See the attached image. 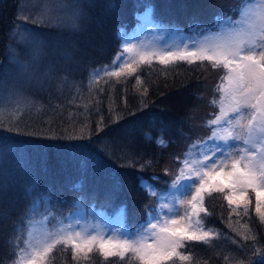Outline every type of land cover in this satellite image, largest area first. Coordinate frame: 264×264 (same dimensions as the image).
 Listing matches in <instances>:
<instances>
[{
  "label": "trees",
  "instance_id": "16d2710c",
  "mask_svg": "<svg viewBox=\"0 0 264 264\" xmlns=\"http://www.w3.org/2000/svg\"><path fill=\"white\" fill-rule=\"evenodd\" d=\"M110 2L82 0L90 19L80 32L33 24L45 41L39 72L43 73L49 64H65V50L72 54L68 63L73 71L71 75L60 72L67 80L46 84L45 90L34 84L28 86L24 95L30 103H20L15 115L0 114V260L7 264H12L16 257L11 255L6 241L22 214L32 208L35 197L49 194L51 200L45 203L41 199L35 210L29 211L19 225L23 230L32 217L44 212L64 216L81 205L108 215L123 209L127 225L134 229L146 223L148 213L159 200L158 193L151 196L141 187V179L158 190L169 187L179 174L189 144L211 134L205 122L218 113L219 105L213 106L209 100L218 98L213 89L223 70L210 69L205 73L198 67L182 64L165 78L160 74L164 66L154 62V69L145 66L141 72V79L153 82L151 86L138 85L134 76L121 78L118 84L115 78L107 77L90 83L91 74L96 67L111 64L124 43L120 28H133L146 4L153 5L156 22L175 25L189 33L193 20L211 27L218 13H224L225 8L227 14L236 11L242 0H114V9L108 7ZM17 10L18 0H0V68L9 57L4 37L15 24ZM234 15L237 17L239 12ZM143 87H148L144 104L140 95ZM100 88L104 90L101 92ZM100 117L104 118L105 127L97 133ZM10 120L37 129L52 126L69 133L75 130L76 134L82 128L88 139L49 140L21 135L16 130L8 131ZM161 137L168 142L166 146L157 143ZM146 160L154 163L141 169ZM33 181L36 188L29 196L26 189ZM77 184L79 188L74 187ZM222 197L220 193L205 197V207L212 213L205 220L206 230L212 228L220 235L210 244L193 242L192 264H233L231 257L239 253L227 237L242 239L233 229L243 231L240 226L246 222L252 228L254 220L256 233H264V225H260L254 212L251 219L238 218ZM76 202H81L79 207ZM49 259L52 264H105L99 253L90 254V260L74 261L70 248L62 251L61 246ZM249 259L254 264H264L257 258ZM109 260L119 264L118 257Z\"/></svg>",
  "mask_w": 264,
  "mask_h": 264
},
{
  "label": "snow or ice",
  "instance_id": "6c2138e0",
  "mask_svg": "<svg viewBox=\"0 0 264 264\" xmlns=\"http://www.w3.org/2000/svg\"><path fill=\"white\" fill-rule=\"evenodd\" d=\"M45 3L47 7L39 15L31 14L30 9L21 6L18 19L73 32L83 31L90 19L82 0H45ZM108 7L116 8L114 0ZM144 8L143 14H138L142 22L138 27L150 26L154 33L166 34L172 42L163 45L142 43L138 46L127 42V34L121 27L119 35L125 37L122 49L110 65H101L93 70L90 83L107 77L115 78L118 84L121 78L127 80L134 76L138 85L151 86L153 82L141 79V72L145 66L154 69V62L164 66L160 74L165 78L175 73L182 64L198 67L205 73L210 69L217 72L223 70L213 89L219 98L214 96L209 100L211 105H219L218 113H213L212 118L205 122L211 135L191 146L199 151L195 152L196 158H192L190 149L181 161L180 175L171 184L173 193L167 202L149 212L146 223L134 232L123 229V209L111 221L95 216L83 219L73 209L67 216L61 214L56 217L60 225L56 231H43L37 235L29 230L28 238L23 239V228L19 225L23 224L24 217L35 210L41 199L45 203L51 200L49 194L35 197L32 208L22 214L6 241L11 255L16 257L12 264H52L49 257L57 246H61L62 251L70 248L72 259L77 262L81 258L90 260V254L99 253L105 264H112L109 260L111 257H118L119 264H192L193 242L210 244L214 237L220 235L212 228L206 230L205 225L206 218L212 215L205 207V197L212 198L213 193L223 194V200L227 201L228 208L236 217L251 219V212H254L260 225H264V0L245 2L239 11V19L227 13H218L215 16V31L193 20L189 25L190 35H185L175 25L157 23L153 18L152 4H146ZM9 35L13 39L19 36L29 49L26 59H21L11 44L7 49L10 62L15 65L7 91L16 102L30 103L24 95L28 86L34 84L40 90H45L46 84L67 80V76L59 75L60 72L72 74L68 63L72 61V54L66 50L62 53L65 64H49L43 73L39 72L45 55V41L39 33L30 29L18 32L14 25ZM103 90L99 89L101 92ZM140 95L144 104L148 87H143ZM103 121L104 118L100 117L95 129L97 133L105 127ZM8 123V131L16 130L21 135L49 140L88 139L83 135L82 128L76 134L75 130L69 133L67 129L52 126L40 129L27 123L21 126V122L16 120ZM157 143L166 146L168 142L161 137ZM176 159L180 160V157ZM153 163V160H146L141 164V169ZM185 169L189 175L184 174ZM74 187L79 188L80 185ZM141 187L151 196L158 195L153 186L143 179ZM35 188L36 182L33 181L26 189L29 196ZM76 203L79 207L81 202ZM181 210L183 214H180ZM229 227L232 225L229 224ZM240 227L243 231L238 228L233 231L242 239L227 237L236 245L239 253L231 257L233 264H254L249 256L264 261V233H256L254 220L252 228L248 227L247 222ZM0 264H7V261L0 260Z\"/></svg>",
  "mask_w": 264,
  "mask_h": 264
},
{
  "label": "rangeland",
  "instance_id": "374dc122",
  "mask_svg": "<svg viewBox=\"0 0 264 264\" xmlns=\"http://www.w3.org/2000/svg\"><path fill=\"white\" fill-rule=\"evenodd\" d=\"M250 2H255V0H252V1L250 0ZM21 6H24L25 8L30 9L31 14L39 15L40 12L45 7H47L45 0H18L17 18H16L15 24H14L17 26L18 32L24 31L26 29H30L33 32L39 33L41 38L44 40V37L42 36L41 31L37 27H35L33 24L25 23L24 21L18 19V16L20 14L19 10H20ZM236 19H239V17ZM141 23L142 22L139 21L138 25H140ZM157 23H159V22L157 21ZM14 25H12L9 28L8 34L5 35V37H4V42H6V44H7L6 52H7L9 45L11 44V46L16 49L18 56L21 59H22V57H24L23 59H26L28 54H29V49L26 47V45L20 39L19 36H17L15 39H13L9 35V33L13 30ZM138 25H136L133 29H131L128 33H126L127 34V36H126L127 42L138 45V46L141 45L142 43H143V45H150V44H154V43H159V44L163 45L164 43H171L172 42L166 34L161 35L159 32L154 33L150 26H146L144 28H139ZM21 26H23V27H21ZM189 34L190 33L185 34V35H189ZM124 42H125V37H124ZM5 70H7V72ZM13 72H15V65H13L10 62V58L8 57L7 62L5 64H3L0 68V103H1L0 114L3 113V114L15 115V111L17 110V108L19 107V104H20V103L16 102L15 99L12 98L10 96L9 92L7 91V88L10 86L8 84V81L10 80V74ZM24 93H25V90H24ZM218 98H219V95H218ZM209 135H211V134H209ZM207 137H205V138L200 137V138L196 139L194 142H192L191 144H189V146L186 148L187 151H186L185 155H187L191 149L192 158H196L195 152H198L199 149L198 148L192 149L191 146L194 144H198L202 140L207 139ZM184 174L189 175L190 173L188 172L187 169H185ZM178 175H180V171H179ZM147 183L153 186V184L151 182L147 181ZM153 188L159 194L158 195L159 200L156 203L154 210H153V211H155L156 209L159 208V205L161 203L167 202V198L173 193L174 190L171 188V184L169 185V187H167L165 189H161V190H158L154 186H153ZM160 197H164L165 199L161 200ZM75 211L80 213V215L83 219H88L90 217L95 216V217L101 218V219L103 217H106V218H108V220L111 221L112 218L115 217V215H108L106 212L98 210L95 207H85L83 205H81L79 207V209H76ZM180 214H183V210H181ZM201 215L203 216V213ZM64 216H67V215H64ZM56 217H60V216L54 215V214L48 213V212H44L36 218L32 217V219L26 223V227H25V230L23 233V239L28 238V231L29 230L33 231L34 234H37V235L43 231H56L60 227V225L57 223ZM65 223H67V221H65ZM117 227H119V226L117 225ZM123 229H126L129 232H134L136 230V229L135 230L131 229L127 225L125 218H124ZM21 246H23V245L21 244Z\"/></svg>",
  "mask_w": 264,
  "mask_h": 264
}]
</instances>
